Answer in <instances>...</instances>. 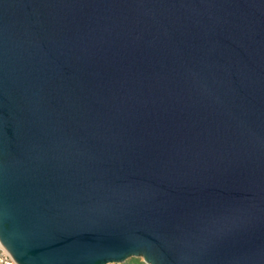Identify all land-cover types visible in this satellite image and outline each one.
Masks as SVG:
<instances>
[{
  "label": "water",
  "instance_id": "1",
  "mask_svg": "<svg viewBox=\"0 0 264 264\" xmlns=\"http://www.w3.org/2000/svg\"><path fill=\"white\" fill-rule=\"evenodd\" d=\"M0 243L264 264V0H0Z\"/></svg>",
  "mask_w": 264,
  "mask_h": 264
},
{
  "label": "built area",
  "instance_id": "2",
  "mask_svg": "<svg viewBox=\"0 0 264 264\" xmlns=\"http://www.w3.org/2000/svg\"><path fill=\"white\" fill-rule=\"evenodd\" d=\"M0 264H17L11 254L0 243Z\"/></svg>",
  "mask_w": 264,
  "mask_h": 264
},
{
  "label": "trees",
  "instance_id": "3",
  "mask_svg": "<svg viewBox=\"0 0 264 264\" xmlns=\"http://www.w3.org/2000/svg\"><path fill=\"white\" fill-rule=\"evenodd\" d=\"M127 264H144L140 259L130 260Z\"/></svg>",
  "mask_w": 264,
  "mask_h": 264
},
{
  "label": "snow or ice",
  "instance_id": "4",
  "mask_svg": "<svg viewBox=\"0 0 264 264\" xmlns=\"http://www.w3.org/2000/svg\"><path fill=\"white\" fill-rule=\"evenodd\" d=\"M5 242L9 245V247H14L12 241L7 236L5 237Z\"/></svg>",
  "mask_w": 264,
  "mask_h": 264
},
{
  "label": "rangeland",
  "instance_id": "5",
  "mask_svg": "<svg viewBox=\"0 0 264 264\" xmlns=\"http://www.w3.org/2000/svg\"><path fill=\"white\" fill-rule=\"evenodd\" d=\"M132 260H134V259H132ZM141 260V259H140ZM142 261V260H141Z\"/></svg>",
  "mask_w": 264,
  "mask_h": 264
}]
</instances>
